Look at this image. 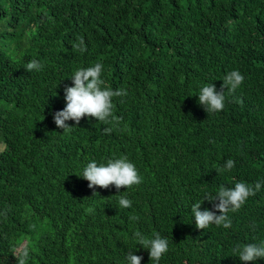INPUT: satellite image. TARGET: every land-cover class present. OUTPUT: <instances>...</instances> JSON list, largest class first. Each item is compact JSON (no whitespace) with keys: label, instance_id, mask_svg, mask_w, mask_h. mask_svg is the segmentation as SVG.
Listing matches in <instances>:
<instances>
[{"label":"trees","instance_id":"16d2710c","mask_svg":"<svg viewBox=\"0 0 264 264\" xmlns=\"http://www.w3.org/2000/svg\"><path fill=\"white\" fill-rule=\"evenodd\" d=\"M33 59L41 70L25 69ZM96 63L105 87L126 90L112 98L115 120L82 117L63 131L52 119L63 90ZM234 69L242 84L222 89ZM211 82L225 106L208 114L196 92ZM121 155L138 185L89 188L78 176L90 159ZM261 178L264 0H0V264H18L24 245L26 264H125L133 231L169 240L160 264H253L232 250L264 240V184L228 213L227 229L197 228L190 204ZM215 203L201 210L219 214ZM133 251L153 264L147 249Z\"/></svg>","mask_w":264,"mask_h":264},{"label":"clouds","instance_id":"9594fccd","mask_svg":"<svg viewBox=\"0 0 264 264\" xmlns=\"http://www.w3.org/2000/svg\"><path fill=\"white\" fill-rule=\"evenodd\" d=\"M75 47L81 52L85 51L82 38H78V43ZM42 67L38 60L33 59L26 64L25 69L31 72L33 70L39 71ZM102 72L103 65L96 63L91 66L78 68L70 76L72 83L63 90L64 107L52 113V119L58 128L63 129V131L71 130L73 126L79 123L82 117H93L103 123H110L115 120L112 98L126 95V90H113L105 87ZM243 80L244 76L238 70H231L223 76L221 88L235 91L240 87ZM196 95L198 103L208 114L219 112L225 106L223 91L216 90V86L212 82L198 86ZM68 120H72L74 125L69 126L66 123ZM104 131L110 132L111 129L105 128ZM233 167L234 161L232 159H227L222 165V169L225 172L231 171ZM78 176L88 181L89 188L112 185L116 189H120L121 186L128 189L138 185L142 180L136 165L124 155L110 157L102 162L90 159L82 165ZM262 184H264V178L257 180L251 186L244 182H235L231 187L218 186L214 194L205 192L202 199L190 204V212L195 226L199 229H206L214 224L225 229L229 228L231 219L228 213L237 211L250 196L261 189ZM204 199L218 201L213 207L219 211V214L208 208L201 210L200 206ZM117 204L119 208H130L132 201L127 196L121 195ZM136 219V217H130L132 221ZM131 236L135 241V247L139 244L148 250L149 260L153 264H160L161 257L169 251V240L159 232H152L151 235L146 236L141 231H133ZM135 247L128 248V251H125V264H141L142 257L134 254L133 249ZM232 251L240 261H251L255 264L257 260L264 259V240L244 243L243 245L236 244ZM29 254V247L26 245L21 246L17 257L18 264H26Z\"/></svg>","mask_w":264,"mask_h":264}]
</instances>
